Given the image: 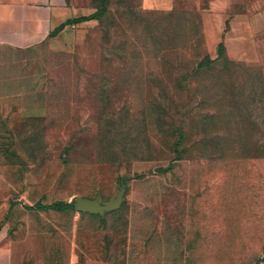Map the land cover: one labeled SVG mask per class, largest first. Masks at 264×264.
<instances>
[{
	"label": "rangeland",
	"instance_id": "374dc122",
	"mask_svg": "<svg viewBox=\"0 0 264 264\" xmlns=\"http://www.w3.org/2000/svg\"><path fill=\"white\" fill-rule=\"evenodd\" d=\"M93 2L2 91L10 264H264V0Z\"/></svg>",
	"mask_w": 264,
	"mask_h": 264
},
{
	"label": "crops",
	"instance_id": "0c3cea01",
	"mask_svg": "<svg viewBox=\"0 0 264 264\" xmlns=\"http://www.w3.org/2000/svg\"><path fill=\"white\" fill-rule=\"evenodd\" d=\"M175 1L143 0V8L170 9ZM93 3V0H0V107L11 103L14 95L2 91L15 88L18 67L26 65L17 58L26 57L47 43L50 34L66 21L94 14L97 10ZM81 24L66 26L58 34L69 27L79 29ZM0 264H10L7 250L1 246Z\"/></svg>",
	"mask_w": 264,
	"mask_h": 264
},
{
	"label": "trees",
	"instance_id": "16d2710c",
	"mask_svg": "<svg viewBox=\"0 0 264 264\" xmlns=\"http://www.w3.org/2000/svg\"><path fill=\"white\" fill-rule=\"evenodd\" d=\"M106 13V8L102 7L100 9H98L94 14L87 16V17H80V18H75V19H70L68 21H66L64 24H62L61 26H59L53 33V35L58 34L59 32H61L66 26L69 25H75V24H80L83 22H88V21H93V20H100L102 19V17L104 16V14ZM224 44L220 43L218 46V54L219 56H223L224 54ZM171 170V166L167 169H159L157 171V173L159 174H166ZM139 177V176H138ZM35 209L38 210H51V211H56V212H61V213H65L68 212L70 210H73L75 208V204H67L64 202H56L53 204H49V205H42V204H38L35 206Z\"/></svg>",
	"mask_w": 264,
	"mask_h": 264
},
{
	"label": "water",
	"instance_id": "95a60500",
	"mask_svg": "<svg viewBox=\"0 0 264 264\" xmlns=\"http://www.w3.org/2000/svg\"><path fill=\"white\" fill-rule=\"evenodd\" d=\"M125 187V183L122 182L117 197L109 204H102L98 199H77L75 201L76 211L80 213H88L91 215L99 216H104L107 213L115 212L120 208L123 202Z\"/></svg>",
	"mask_w": 264,
	"mask_h": 264
}]
</instances>
